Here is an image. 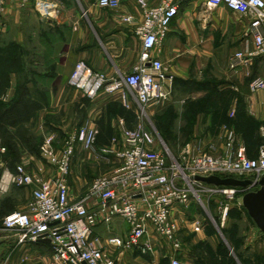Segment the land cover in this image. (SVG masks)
Returning a JSON list of instances; mask_svg holds the SVG:
<instances>
[{"label": "built area", "instance_id": "2783aa9c", "mask_svg": "<svg viewBox=\"0 0 264 264\" xmlns=\"http://www.w3.org/2000/svg\"><path fill=\"white\" fill-rule=\"evenodd\" d=\"M185 0H137L141 21L136 34L142 45L139 60L131 71L117 79H110L101 71L93 70L85 61L75 63L69 84L89 99L100 93L119 94L122 105L133 109L135 101L137 121L127 126L119 120L121 136L113 137L111 145L102 149L113 154L116 167L108 174L95 177L85 195L71 196L68 176L76 149L91 150L97 137V129L90 121L73 131L58 150L54 138L46 136L40 146L41 156L49 163V175L28 170L17 163L10 168L4 163L0 178V191L15 185L28 189L30 198L25 210H15L5 215L3 227L15 236V245L23 246L48 240L47 264H115L105 253L94 227L98 220L107 226L114 218H122L128 226L125 235L113 234L109 242L122 251H138L141 255L154 256L158 251L156 237L170 249L169 264H182V242L178 238L179 225L173 213L186 207L192 200L200 201L196 187L206 185L211 192L234 197L240 187L215 186L196 181L194 177L219 175L237 178L260 179L264 175V146L256 157H249L246 148L236 143L232 132L228 133L223 152L214 155L200 151L190 155L182 151L179 160L167 162V153L156 149L155 136L142 122L149 106L161 104L172 95L173 81L163 62L154 55L164 40L172 20L178 15ZM42 17L54 18L59 8L55 0H34ZM121 0H96L100 8L115 9ZM6 0H0V20L5 12ZM206 8L226 6L233 12L247 15L251 21L248 32L253 37L254 48L235 51L228 66L232 71L250 65L252 59L261 56L264 62V0H207ZM130 21L131 17L123 18ZM251 93L264 90V78L257 77L248 83ZM5 147L0 145V153ZM254 187L241 188L242 195ZM238 201L239 205L242 202ZM92 204L90 207L89 204ZM228 205L220 211L221 221ZM200 220H193L195 231L201 230ZM155 237V238H154ZM12 252L0 264H21Z\"/></svg>", "mask_w": 264, "mask_h": 264}, {"label": "crops", "instance_id": "0c3cea01", "mask_svg": "<svg viewBox=\"0 0 264 264\" xmlns=\"http://www.w3.org/2000/svg\"><path fill=\"white\" fill-rule=\"evenodd\" d=\"M55 1L58 15L46 18L36 10L34 0H6L0 20L1 102H31L50 115L59 109L57 103L61 99L80 103L83 94L79 95V90L69 84L77 61H85L110 79L130 72L138 62L142 41L135 30L142 17L137 0H121L115 9L100 8L96 0ZM206 1H183L154 52L173 81L170 99L157 105L174 110L173 105L177 104V117L183 118L188 102H201L202 110L194 115L192 125H218L223 119L224 125L231 127L229 132L233 133L236 143L245 146L249 157H256L255 150L264 146V90L251 93L248 83L257 77L264 78V62L261 56H256L250 65L237 71L228 66L233 52L254 48L253 37L248 32L251 19L224 5L209 10ZM148 2L154 4L157 0ZM127 16L131 17L130 21L123 19ZM260 30L264 32V26ZM92 100L87 119L97 129L96 140L119 138L120 119H124L127 126L134 125L124 114H109L107 106L114 101L104 93ZM133 103L135 106V101ZM246 122L255 126L253 141L246 140L245 131L238 127ZM207 136L208 133L204 135ZM217 146L220 149L215 152L220 155L224 145L218 143ZM24 163L31 170L28 161ZM181 213L182 208L173 213L179 225L178 236L183 235L189 243L188 237L194 234L193 220ZM218 225L216 232L208 234L202 225L195 233L200 242L215 251L224 241L220 232L222 223ZM127 230V224L119 218H114L109 226L98 220L94 227V236L99 238L100 245L115 264H169L171 252L162 243L156 242L158 251L154 256H143L137 251H122L109 242L113 234L125 235ZM45 243L18 246L12 258L22 261L21 264H47L46 256L50 251ZM183 243L181 257L179 255L182 264H199L204 260L202 254L189 249L190 243L189 247ZM29 250L41 260H32L27 255Z\"/></svg>", "mask_w": 264, "mask_h": 264}, {"label": "rangeland", "instance_id": "374dc122", "mask_svg": "<svg viewBox=\"0 0 264 264\" xmlns=\"http://www.w3.org/2000/svg\"><path fill=\"white\" fill-rule=\"evenodd\" d=\"M79 95H82V93ZM56 96L55 99L58 101L59 97L57 98ZM104 96L114 101L107 106L110 115L115 116L116 113L117 115L124 114V116L131 119L132 123H136L135 106L134 111L127 110L122 105L119 94H104ZM92 101V99L83 95L81 96L79 104H73L61 99L57 103L59 109L50 115L46 114V111L41 110L38 105H33L34 109L31 111L32 114L30 117L17 120L18 122L15 124V128H11V131L15 132V135L0 129V145L4 147L7 145V149L5 148V151L0 153V178L6 160L9 163H22L24 165V162L28 161V166L32 171L37 172L40 169L49 175L52 169L40 153V146L44 138L46 136H52L54 138L55 149L58 150L61 148L67 137L73 131L84 122L89 121L87 119L88 111L92 106ZM159 105L149 106L141 119L155 136L156 149L164 150L167 153L168 164L173 160L180 161L179 155L182 151H187L190 155L200 151L217 155L218 153L215 150L220 149L217 144L219 143L225 146L231 127L224 125L225 121L223 119L221 121L222 123L218 125L192 126L190 125L191 118L177 117V109L179 108L177 104L173 105L174 111L171 113L174 114L173 117L166 110L165 106L162 107ZM200 106H202V103H199L197 107ZM19 112L20 114H24L23 110ZM206 133H208V136L205 138L204 135ZM113 137L107 141L96 140L91 150H84L80 147L76 149L75 156L71 162V172L68 176L71 196L74 198L82 197L86 194L89 184L95 177L108 174L116 167L117 161L113 157V154L111 152L104 154L102 151L104 147L111 145V139ZM259 149L257 148L255 152L259 153ZM196 192L200 195V201L202 202H199L197 199L192 200L187 207L179 208H182L181 214L190 220H200L208 234L216 231V225L217 223L220 225V222L223 228L233 226L229 235L234 249L225 240L221 230L222 228H220V232L223 235L222 239L228 245L229 255L226 254L225 258L223 256L222 260L218 258L216 264L228 263L227 259L229 257L234 260L235 264H264V234L258 229L243 206L237 205L238 201H241V188H239V192L234 197H228L223 193L211 192L206 185L202 187L197 186ZM29 198L28 189L20 186L11 185L6 191H0V261L10 252L13 255L18 247L15 245V236L13 233L4 229L3 219L9 212L25 210ZM226 204L228 205L226 217L223 221H218L220 211ZM119 219L124 222L122 218ZM193 231L194 234L188 237L190 247L187 238L184 239L183 235L182 237L178 236V238L182 243H186L194 253H202L203 255L211 254L207 248L208 244H202L197 238V234H195L197 231L194 229ZM156 241L158 244L162 243L158 237H156ZM162 245L164 244L162 243ZM218 252L221 255L225 254H223V249H220ZM32 254H34L32 250L27 252V255L32 260H41V258H35V254ZM48 256H46V261H48Z\"/></svg>", "mask_w": 264, "mask_h": 264}, {"label": "trees", "instance_id": "16d2710c", "mask_svg": "<svg viewBox=\"0 0 264 264\" xmlns=\"http://www.w3.org/2000/svg\"><path fill=\"white\" fill-rule=\"evenodd\" d=\"M199 103H201V102H191V103L188 102L187 103V108H186V111L184 112V118L187 117L189 119L190 118L192 119L190 122V125H192V121L194 120V115L197 112H199L200 110H202L203 105L200 107H197L199 105ZM33 105H35V104H33L31 102H26V101H22L20 104L19 103L16 104L13 102L4 103V102L0 101V129H3V131H5V132L7 131V133L10 132L9 134L15 135V132L11 131V128H13V127L15 128V124L18 122L17 120H19V119L21 120L22 118L26 119L27 117H30V115L32 114L31 111L34 109ZM20 110H23L24 114H20V112H19ZM127 110H130V109H127ZM127 110H126V112H128ZM166 110L169 111V113L172 117L174 116V114H171L174 111L171 107L167 108ZM126 118H128V117H126ZM247 124H248V126H246ZM238 127H240L242 130L245 131L244 136H245L246 140H248V141L254 140L255 126L253 124H249V122H246V123H244V125L239 126V124H238ZM5 146H6L5 148L7 149V145H5ZM6 163L10 168H13L15 166V163H9L8 160H6ZM218 221H220V219ZM232 228H233V226H230L228 228H222L221 230L223 232L225 240H227L228 243L230 244V246L232 247V249H234L233 244L230 242V235H229V233H231ZM213 232H216V231H213ZM40 244L46 245V243H44V242H40ZM227 247H228V245L224 241L220 242L216 251L212 250L211 247L208 245L207 248L211 254L203 255L201 253L206 259L204 257H202V258H204V260L199 261L198 263L199 264H216V260L218 258H219V260H222L223 256L225 258L226 254L229 255V249ZM220 249L224 250V252H223V254L225 253L224 255H221V253L219 254L218 251ZM143 256H149V255H143ZM180 257H181V255H180ZM167 259L168 258H164V260H167ZM227 261H228V263H226V264H235L234 260L231 257H229V259H227Z\"/></svg>", "mask_w": 264, "mask_h": 264}, {"label": "water", "instance_id": "95a60500", "mask_svg": "<svg viewBox=\"0 0 264 264\" xmlns=\"http://www.w3.org/2000/svg\"><path fill=\"white\" fill-rule=\"evenodd\" d=\"M196 181L215 186H233L240 188L254 187L242 195V206L258 229L264 234V175L260 179L237 178L219 175L194 177ZM45 242H49L45 240Z\"/></svg>", "mask_w": 264, "mask_h": 264}]
</instances>
